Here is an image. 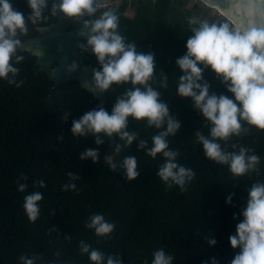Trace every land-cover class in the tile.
I'll list each match as a JSON object with an SVG mask.
<instances>
[{"label": "trees", "instance_id": "16d2710c", "mask_svg": "<svg viewBox=\"0 0 264 264\" xmlns=\"http://www.w3.org/2000/svg\"><path fill=\"white\" fill-rule=\"evenodd\" d=\"M192 1L195 4L190 6ZM198 4V0H133L124 1L115 10L121 18L122 34L136 42L140 51L155 53L157 78L160 69L170 76L169 87L162 89V98L182 122L181 131L170 137V148H177L181 153L179 162L197 175L186 191L178 186L167 188L156 174L162 158L153 159L138 150L135 142L115 153L114 146L123 142L117 137V143L111 147L106 138L96 164L90 159H79V153L93 144L94 137L72 136V121L100 105L78 81L70 80L54 88L45 72L37 73L36 56L29 52L22 53L26 59L18 65L19 79L24 81L21 87L0 80V264H19L20 255L34 253L41 257L38 264H58L55 253L66 264H90L88 257L79 252L81 240L106 253L121 254L125 264H150L157 248L171 253L174 264H201L212 256L220 264H230L238 251L229 242L238 222L233 215L243 208L247 188L264 179V132L251 128L228 142L229 148L232 143L255 148L262 161L260 175L234 178L226 166L215 165L203 156L198 135L207 134L205 120L190 99L175 96L176 80L171 77L182 74L175 60L186 52V40L191 35L188 18L225 22L221 16L211 14L208 7L200 8ZM131 6L133 16L127 13ZM15 7L25 15L31 11L26 0H15ZM57 19L49 17L44 25ZM29 27L22 40L37 34L36 27ZM73 28L74 25L69 27ZM85 63L98 67L95 57L87 53ZM205 77L213 91L226 93L225 86L210 69L205 71ZM129 86L114 85L107 91L109 111L116 96ZM50 94L56 100L52 109L45 104ZM68 113L65 120L64 114ZM129 130H138L149 143L156 131L146 122L134 120H130ZM110 152L114 154L113 161L136 155L142 169L140 176L129 182L122 169L114 172L107 159ZM69 171L82 177L76 182L78 191L62 189ZM40 179L46 182V188L34 183ZM18 180L28 184L25 192L18 190ZM35 190L42 191L44 199L40 202V217L31 222L23 201L28 192ZM230 193H235L232 205L225 202ZM93 213H103L115 222L116 230L109 238L97 237L86 228ZM209 236L218 240L215 247L209 246Z\"/></svg>", "mask_w": 264, "mask_h": 264}, {"label": "clouds", "instance_id": "9594fccd", "mask_svg": "<svg viewBox=\"0 0 264 264\" xmlns=\"http://www.w3.org/2000/svg\"><path fill=\"white\" fill-rule=\"evenodd\" d=\"M27 15L15 7V0H0V80L21 87V69L25 61L22 53L43 55V49H26L21 37L27 36L30 25L43 30L42 25L49 17H63L68 22L79 24L78 47L94 56L98 67L92 69L91 87L88 91L107 92L114 85H130L116 96L111 111L97 106L72 121L71 133L75 137H94L92 145L80 153L81 161L97 163L101 158V146L116 136L123 143L114 146L115 153H121L134 142L138 150L156 159L162 158L157 176L171 189L178 186L181 191L197 177L195 171L179 162L180 151L170 148V137L176 136L182 128L177 118L162 98V89L169 87L170 76L160 69L154 52H143L136 42H130L120 30L121 18L115 10H100L99 0H26ZM99 13V14H97ZM246 24L233 27L228 22H210L188 18L191 35L186 40V52L176 58L175 64L182 73L176 80L175 96L192 102V106L205 120L207 134H199L203 156L226 166L235 177L260 175L261 156L254 147L232 143V137H239L251 128L264 132V23L251 18ZM210 69L226 88V93L212 90L205 77ZM64 70L74 73L80 70V63L72 60ZM68 114H64L67 120ZM144 121L156 131L149 139L140 136L138 130L130 131L129 122ZM114 172L121 169L127 181L136 180L142 169L136 155H129L121 161L108 157ZM63 191H78L79 173L69 171ZM26 179V177H21ZM39 188H46L43 179L34 182ZM18 190L25 192L27 183L17 182ZM235 193L226 196L225 202L233 204ZM42 191H31L24 196L23 209L31 222L41 214ZM242 217V219H240ZM238 222L229 242L235 252L230 264H264V179L256 180L247 188L246 202L239 214ZM86 228L93 230L100 238H109L116 230V224L103 213H93L86 221ZM209 246L215 247L218 240L207 238ZM79 252L86 255L90 264H125L119 253H106L91 243L81 240ZM58 264H66L59 253H55ZM41 257L22 254L19 264H38ZM175 257L165 248L152 252L150 264H174ZM52 264V262H48ZM201 264H220L217 257L204 259Z\"/></svg>", "mask_w": 264, "mask_h": 264}, {"label": "water", "instance_id": "95a60500", "mask_svg": "<svg viewBox=\"0 0 264 264\" xmlns=\"http://www.w3.org/2000/svg\"><path fill=\"white\" fill-rule=\"evenodd\" d=\"M209 6L217 8L224 16L231 19L237 27L242 23L246 24L251 18L258 23H264V0H202ZM74 25L73 29H69ZM79 24L66 21L63 17L48 25L42 26L43 30H37L35 36L24 39L26 49H43V55L36 56L37 73L45 72L53 82L54 88L60 84L75 80L82 88L88 90L91 87L92 69L85 63V52L79 47L78 37ZM77 60L80 63V70L68 73L64 70L66 63ZM98 99V104L107 109V92L89 91ZM46 106L52 109L56 100L50 94L46 100ZM117 143V137L109 138V145L113 147Z\"/></svg>", "mask_w": 264, "mask_h": 264}, {"label": "built area", "instance_id": "2783aa9c", "mask_svg": "<svg viewBox=\"0 0 264 264\" xmlns=\"http://www.w3.org/2000/svg\"><path fill=\"white\" fill-rule=\"evenodd\" d=\"M124 1L131 2L133 0H99V7H100L101 11L109 10V9L116 10L122 5V3ZM141 1H146V0H141ZM153 1H156V0H153ZM198 1H199L198 6L200 8H207L208 7L211 10V14H214V15L217 14V15L221 16L222 18H224L225 22H228L233 27H237V25L231 19H229L228 17L224 16V14H222L217 8L209 6L206 2H204L202 0H198ZM194 4H195V1L194 2L192 1L190 6L194 5Z\"/></svg>", "mask_w": 264, "mask_h": 264}, {"label": "crops", "instance_id": "0c3cea01", "mask_svg": "<svg viewBox=\"0 0 264 264\" xmlns=\"http://www.w3.org/2000/svg\"><path fill=\"white\" fill-rule=\"evenodd\" d=\"M131 9H133V10H131ZM129 12H130V13H129ZM127 13H128V15L133 16L134 13H135L134 8L131 6V7L129 8V10L127 11Z\"/></svg>", "mask_w": 264, "mask_h": 264}, {"label": "rangeland", "instance_id": "374dc122", "mask_svg": "<svg viewBox=\"0 0 264 264\" xmlns=\"http://www.w3.org/2000/svg\"><path fill=\"white\" fill-rule=\"evenodd\" d=\"M131 10H133V9H131ZM130 13V12H129ZM227 21V20H226ZM111 157V159L113 160V157H114V154L112 153V152H110L108 155H107V159H108V157Z\"/></svg>", "mask_w": 264, "mask_h": 264}]
</instances>
